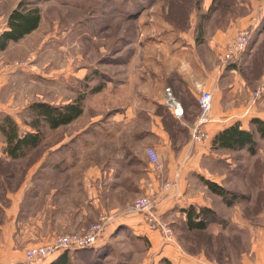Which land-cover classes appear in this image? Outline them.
Listing matches in <instances>:
<instances>
[{"label":"rangeland","instance_id":"obj_1","mask_svg":"<svg viewBox=\"0 0 264 264\" xmlns=\"http://www.w3.org/2000/svg\"><path fill=\"white\" fill-rule=\"evenodd\" d=\"M25 1L39 8L41 21L35 31L0 53V118L12 116L23 132L33 131L28 123L36 121L42 141L24 157L11 159L0 132V161H20L10 169L13 187L24 181L38 160L107 159L120 161L116 169L129 176L137 166L154 171L158 191L152 197L161 198L165 194L161 185L168 182L162 165L168 156L160 157V165L153 168L135 149L152 138L149 108L154 107L150 99L156 97L160 87L156 85L163 82L164 88L171 87L178 77L176 59L183 55L177 51L213 48L218 53L232 39L226 35L237 22H260L251 32L248 51L264 23V0ZM6 28L7 24H0V30ZM35 103L56 107L77 103L82 114L51 128L32 110ZM121 118L131 151L117 158L110 131L114 133ZM215 183L228 190L226 176ZM131 191L128 186V194ZM203 199L215 213L206 229L189 231L181 209L163 219L174 233L169 240L159 231L173 246L170 258H160V250H153L147 236L122 223L93 247L67 250L70 264H181L180 257L194 264H240L242 246L229 231L228 205L208 188ZM132 202L127 199L124 204Z\"/></svg>","mask_w":264,"mask_h":264},{"label":"crops","instance_id":"obj_2","mask_svg":"<svg viewBox=\"0 0 264 264\" xmlns=\"http://www.w3.org/2000/svg\"><path fill=\"white\" fill-rule=\"evenodd\" d=\"M4 2L0 0V24H7L17 0ZM259 24L253 28L246 20L237 22L226 38H234L247 27H252L254 32ZM260 29L256 43L251 42L243 57L227 69L219 68L213 48L177 51L183 55L176 59L177 63L180 61L178 77L171 87L164 88V83L159 82L156 97L150 99L154 105L149 108L152 138L135 147L143 159L147 158L146 149L150 146L157 149L162 160L165 154L168 156L162 165L163 176L172 185L165 190L166 182L161 185L165 194L157 199L155 208L162 219H170L171 214L191 204L208 207L203 199L208 187L200 176L215 182L226 176L228 190L234 194L233 203L228 205L229 231L234 242L237 237L239 247L242 246L238 252L240 264H264V139L256 134L255 154L246 148L215 149L211 143L217 133L235 123H240L243 129L255 130L252 120L264 121V92L259 97L253 96L264 84V46H260L264 23ZM167 88L183 106L182 117L167 106ZM203 91L213 94V120L204 126L207 139L194 143L191 128L200 114L198 97ZM159 107H163V112ZM123 124L121 118L116 122L114 133L110 131L117 158L131 151L124 138ZM19 162L0 161V168H4L0 171V264H29L25 260L26 249L48 244L59 234L82 232L102 216H107L108 222L99 241L125 223L137 234L147 236L153 250H160V258H170L173 246L164 241L161 233L150 229L143 215L125 210L131 205L125 206V200L134 201L158 191L156 174L148 167L141 171L135 165L137 168L129 176L128 172L116 169L121 163L118 160H38L24 181L13 187L10 169L13 163ZM128 186L132 187L129 194ZM67 250L55 253L41 264L57 259ZM193 262L180 257L181 264Z\"/></svg>","mask_w":264,"mask_h":264},{"label":"trees","instance_id":"obj_3","mask_svg":"<svg viewBox=\"0 0 264 264\" xmlns=\"http://www.w3.org/2000/svg\"><path fill=\"white\" fill-rule=\"evenodd\" d=\"M40 21L41 12L39 8L31 7L25 0H20L8 17L7 28L0 33V53L6 50L10 43L18 42L35 31L39 27ZM31 108L51 128L67 125L82 114L81 105L77 103L62 107L35 103ZM28 124L33 128V131L23 132L12 116L3 115L0 118V132L6 143L5 152L11 159L24 157L28 151L38 147L42 141L39 123L37 124L35 121ZM252 124L255 125V130L243 129L240 123L225 128L212 139V148L226 150H243L246 148L250 154H255L258 150L256 134L259 138L264 139V121L254 118ZM202 180L208 189L213 194L220 196L227 205L233 203L234 194L231 193V197H228L230 192L225 187L209 179ZM182 212L186 216L185 224L189 231L206 229L215 215L212 209L193 204L183 209ZM46 264H70L69 254L65 251L57 259Z\"/></svg>","mask_w":264,"mask_h":264},{"label":"built area","instance_id":"obj_4","mask_svg":"<svg viewBox=\"0 0 264 264\" xmlns=\"http://www.w3.org/2000/svg\"><path fill=\"white\" fill-rule=\"evenodd\" d=\"M255 25L253 24L251 26ZM251 32L252 27L241 30L234 38L219 49L217 61L220 69H227L239 61L249 46ZM263 92L264 84L255 90L253 96L255 98L259 97ZM166 96V104L170 110L176 116L182 117L184 115L183 106L175 98L170 88L166 89ZM212 102L213 94L210 91H203L198 97L200 114L191 128L194 143H203L207 139L204 126L213 120ZM146 157L153 168L160 165V156L155 147L150 146L146 149ZM171 185V182H166L163 185V189H168ZM156 204L157 200L155 198L150 195H144L134 200L129 207V211L143 215L150 229L160 231L166 239L170 240L173 238V229L156 213ZM107 222L108 217L102 216L98 222L91 224L82 232L59 234L48 244L30 247L25 250V260L29 264H41L50 256L66 249H86L93 247L101 239Z\"/></svg>","mask_w":264,"mask_h":264}]
</instances>
